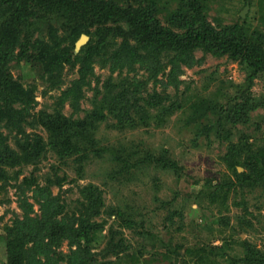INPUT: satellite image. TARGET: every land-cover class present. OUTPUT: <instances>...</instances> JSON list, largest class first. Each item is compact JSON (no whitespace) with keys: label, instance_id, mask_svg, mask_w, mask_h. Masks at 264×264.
<instances>
[{"label":"trees","instance_id":"trees-1","mask_svg":"<svg viewBox=\"0 0 264 264\" xmlns=\"http://www.w3.org/2000/svg\"><path fill=\"white\" fill-rule=\"evenodd\" d=\"M208 10V0H0V191L11 180L17 181L21 171L15 168L35 163L49 152L62 162L73 159L82 163L91 154L98 157L106 154L127 168L153 164L177 173L182 171L183 167L169 157L167 149L157 155L146 147L140 156L134 144L131 148L122 144L100 145L96 129L109 117L116 120L117 128L158 127L178 110L190 109L189 121L196 124L205 120L197 136L216 129V136L224 140L234 135L232 128L238 124L251 125V112L264 108V94L255 97L251 90L256 78H261L264 84V0L257 4L258 25L248 18L217 26L209 20ZM83 33L90 40L76 52V42ZM197 51L227 57L246 69L245 81L231 84L235 96L217 91L191 100L184 91L178 95L183 66L193 67L201 61L196 59ZM13 61L43 68L49 73L47 80L52 87L61 84L66 66L71 71L77 67L79 77L57 101L62 104L72 96L75 106L85 96L82 87L96 75L97 65L110 73L102 86L95 87L93 108L84 118L73 120L60 110L31 111L34 96L10 76ZM137 68L146 72L145 77L138 76ZM160 75L167 76L166 82H162L165 88L174 86L176 94L150 89L151 83L156 86L161 82ZM17 102L24 106L17 108ZM24 123L43 125L48 131L47 138L39 133L30 138ZM4 126L10 134L16 132V147L8 143ZM239 133L238 141L231 143L223 156L235 180L223 179L214 184L208 179L205 187L212 188L208 194L212 200L225 197L226 188L264 184V147L251 141L253 137L248 133L242 130ZM132 155L137 156L134 162ZM54 176H48L47 186L40 185L34 174L16 185L25 195L22 199L25 218H16L13 226L5 228L6 264H114L109 259L99 262L93 252L108 224L107 220L99 222L94 218L111 213L103 210L100 188L93 183L81 187L82 198L70 209L50 191V185H61L67 178L57 171ZM28 190L44 200L40 201L41 216L30 217L33 205L27 200ZM222 190L226 191L223 196L219 195ZM116 216L118 226L142 233L140 227L144 228V224L140 225L130 214L118 208ZM106 238L103 258L110 255L135 258L129 253L128 240L121 230L110 225ZM65 239L69 240L68 253L58 250ZM242 245L246 254L240 262L264 264L263 250L248 240Z\"/></svg>","mask_w":264,"mask_h":264},{"label":"rangeland","instance_id":"rangeland-1","mask_svg":"<svg viewBox=\"0 0 264 264\" xmlns=\"http://www.w3.org/2000/svg\"><path fill=\"white\" fill-rule=\"evenodd\" d=\"M258 3L259 0H208V17L217 26L218 23L231 24L248 18L258 25ZM248 4L245 17L241 18ZM164 23H167L166 20ZM195 55L201 61L193 67L183 66V73L179 76L183 83L178 95L181 96L184 91L187 96H191V100L196 99L195 96H209L217 91L235 96V87L231 84L244 82L246 69L227 57L218 58L202 51H197ZM137 69L138 76L145 77L146 72ZM95 73L90 83L82 87L85 96L75 106L72 96L65 98L62 104L57 101L62 92L79 77L77 67L71 71L66 66L61 84L52 87L47 80L49 73L43 68H33L19 61L10 63L12 79L34 96L35 103L31 111L56 113L60 110L73 120L84 118L86 112L93 108L95 87L102 86L110 72L97 65ZM159 78L161 82L156 86L150 84L151 90L156 88L158 91L167 90L176 94L174 86L165 88L162 80L166 82V75H160ZM254 82L252 93L255 97H261L264 94L263 81L256 78ZM15 106L19 108L24 104L17 102ZM251 115V125L238 124L232 128L234 135L229 140L216 136V129L209 134L205 132L197 136L205 120L196 124L189 121L190 109L185 112L178 110L158 127L117 128L116 120L112 117L98 124L94 135L100 145L114 147L122 144L131 148L134 144L140 156L146 147L157 155L167 149L169 157L183 167L179 173L171 168H157L153 164L142 168H127L120 161H112L106 154L102 157L91 154L82 163L73 159L62 162L52 152L43 153L35 163L15 168V171H21L17 181L11 180L6 189L0 191V264L7 262L5 228L13 226L16 218H25L22 207L25 195L21 194L16 185L24 177L34 174L40 185L47 186L48 176L55 178L56 171L67 178L61 185H50L52 196L58 197L60 203L66 202L70 209L75 208L78 205L76 200L82 198L80 188L93 183L103 194V210H111L110 214L104 212L94 218L99 222L107 220L108 223L100 241L93 247L99 262L109 259L114 264H244L239 261L246 254L242 245L244 240L264 251V184L226 188L227 195L219 200L211 199L208 194L212 188H206L205 184L208 179H212L214 184H220L223 179L235 180L223 156L229 145L238 141L240 130L251 135V141L259 144L257 146L264 147V108L251 112ZM23 128L30 138L36 133L47 138L48 131L43 125L24 123ZM2 130L9 135L8 143L11 147H16V132L10 134L5 126ZM136 158V155H132L131 161L134 162ZM225 190L220 191L219 195L223 196ZM26 195L28 202L33 205L30 217L41 216L40 201L44 200L38 197V201L33 190H28ZM118 208L130 214L140 225L144 224V228L140 227L142 233L118 226ZM110 225L121 230L128 240L129 253L134 254L136 260L128 255L102 257ZM143 232H149L152 236ZM58 250L68 253L69 240L65 239Z\"/></svg>","mask_w":264,"mask_h":264},{"label":"water","instance_id":"water-1","mask_svg":"<svg viewBox=\"0 0 264 264\" xmlns=\"http://www.w3.org/2000/svg\"><path fill=\"white\" fill-rule=\"evenodd\" d=\"M248 8H249V4L246 6V9L242 12V14H241L242 17H245V12ZM89 40H90V36L83 33L81 35V37L79 38V40L76 42L75 51L79 52L80 49L89 42ZM238 169H239V171L243 170L242 167H238Z\"/></svg>","mask_w":264,"mask_h":264}]
</instances>
